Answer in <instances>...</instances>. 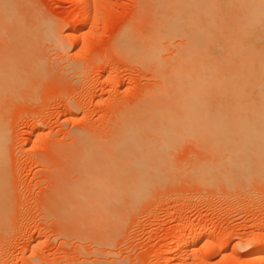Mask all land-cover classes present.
I'll list each match as a JSON object with an SVG mask.
<instances>
[{"label":"rangeland","instance_id":"obj_1","mask_svg":"<svg viewBox=\"0 0 264 264\" xmlns=\"http://www.w3.org/2000/svg\"><path fill=\"white\" fill-rule=\"evenodd\" d=\"M31 1L32 3L29 2L31 3V7L33 5V11L36 10V13L38 11L42 12L43 16L41 15V18L44 20L51 19L55 21L59 25V32L66 39L61 42L64 45H62L63 50L59 49L58 45V47L53 48L54 50H51V48L45 52L42 70L37 74L38 77L30 75V80L34 81V84L31 81L29 83V86H31L27 87L30 89V92L28 89L26 91L25 87L23 91L20 90L22 91L21 93L17 92L20 97L17 94L14 95L18 100L15 97L10 98L9 102L6 100L5 106L8 103V107L5 108L6 110L4 109V117L8 118L6 126H8L10 135L8 134L9 139L5 154L7 155L5 157L7 158V167H5V193L8 196L6 197L10 202L12 213L9 215V217L11 216L10 220L7 219V223H4L8 224L7 228L2 226L6 232L0 234V252L2 251L0 253L2 254L0 255V264H19L23 261L27 264H32L36 261L39 264H81L80 262L82 260L85 261V259L87 260L86 262L82 261L84 264H89L90 262L91 264H100L102 262L100 259H104L105 261V263L101 264H109V262H113L112 260L115 259L118 260L116 263L120 261L119 264H123V261L124 264H159L160 255L163 257L165 252L182 238L183 234L187 237L196 230L202 233V238L196 244L189 246L184 252V255L188 258V263L186 262L185 264H264V255H258L255 259H251V261L250 259L239 261L240 258L247 256L250 251L260 246L262 247V244H264V179L253 178V180L251 179L252 182L247 184L248 182L238 181L241 178L238 175L239 179L233 183V185L235 184L234 187L236 186L233 189H231L233 185L231 188L227 186L228 189L224 185L223 188L221 186L223 183H220L221 187L218 183L216 186L212 184V188L206 185H198V182L194 180L195 176L191 175L194 169L191 166H194L193 163H195L197 167L198 160L205 157L202 155L204 158H200L199 147L194 142L193 136L197 135L198 132H195L197 131V127H194L197 122L192 123L193 121L186 126L184 125L186 129H188L187 126L190 127V130L193 127L195 128V131L188 130L195 133L192 136L188 132L192 137L189 138L192 140L182 138L181 136L185 134L187 137L188 133L184 134V131L179 127L180 132L182 131L179 138L185 141L177 139L175 144L174 139H172L169 144L167 140L170 151H166L167 157L164 156L166 159L162 157L163 162H159L161 161L158 160L160 157L156 159L159 163L165 164L167 162L168 164V168L165 166L170 171H167L166 175H161L164 178L167 177V181L164 179L167 184L165 185L162 179L156 180L159 183L154 184L155 188L153 187L154 185L148 188L147 195L145 194L144 198L139 203H136V205L138 204L137 206L131 207L128 204V200H124V204L121 202L123 208L119 209L120 213L118 214L121 215L122 213L119 219L124 221H120L119 226L122 224L121 227L117 226L116 230L118 231L115 237H112L114 239H111L112 244L111 240L109 241V246L111 245L112 247H107L108 244L105 242L107 244L106 247L105 245H102L103 247L101 245V247L94 245L93 247L97 248L95 250L92 245L87 244V241H83L90 237L86 229L71 224L68 221H62L58 217L53 218L52 216L56 213L53 215H51L52 213L46 214L45 207L46 204L48 205L50 198L53 199L55 197L60 200V198L64 197L65 201L67 200L66 196L68 197L72 191L70 188L75 187V185L73 187L71 185L76 184V178L79 177L78 180H80L81 177V173H79L81 170L78 171L79 168L81 169V166L77 168L76 166L83 165L84 159H86V162L88 160L91 164L87 162L88 168L96 170L95 166L98 167L100 163H102L101 166L103 167V163L106 160H104L105 158L102 161L100 160L104 156V153L102 155L100 151L102 157H100L101 159L97 158V154H100L95 151L98 149L91 148V144L88 143L89 141L92 143L96 141L105 143V139H107V143H110L107 145L112 146L102 147L101 145V149L108 153L106 155H109V152H112L110 155H114L113 152L116 149L113 146V138L117 133L121 134L130 123L136 126V130L138 131L137 127L142 126V123H144L143 118L150 119L148 115H152L150 120L153 121L152 117L156 113L154 109L159 106L152 104L154 107H151V103L153 102L152 89L158 86L156 85L158 81L153 78L151 72L146 69L141 60L126 52H120L115 48V45V47L113 46L117 33L119 34L122 32V29L124 31L129 26L135 25L139 14V0ZM82 1L87 5L89 23L87 22L86 27L83 30L81 29L80 32L75 31L74 34L72 33V35H75V39L74 37H70V40L69 34L72 32V28H75L74 26L78 27L79 9L77 8ZM172 46L168 47L164 55H171V52L174 50ZM26 83L28 82L26 81ZM33 85L37 87L35 91L31 90V88L33 89ZM23 94L24 97L22 96ZM144 100L148 101L147 103L151 105L146 110H153L154 114L147 111L146 115L145 107L148 104ZM172 109H174V112H172ZM172 109L171 113H175V115L181 112H175L176 107ZM181 114L178 116H181ZM170 115L171 120L174 119V116ZM180 118L178 119L175 116V119L178 120L177 122L182 120ZM155 119L154 123L156 125L153 123L154 127L157 124L160 127L159 121L156 123L157 119ZM150 120L149 124H151ZM172 121L171 125H167L169 122L166 121V124L164 121H161L160 124L162 125L163 122L165 127L168 128L170 126L175 129H178L177 125H183V123H180L181 121L179 123L173 122L175 125H172ZM145 122L147 123V120ZM193 124L195 125L192 126ZM128 127L132 129V127ZM184 127H182L183 130ZM129 129L127 128V131ZM175 129L176 133L177 130ZM127 131L126 134L130 132ZM137 131L134 130L136 135ZM142 131L147 133L144 134L142 132L143 137L144 135H148V133L151 137L155 136V134H152L154 132H147L145 129H142ZM178 133L176 135H179ZM119 134H117L118 137L122 136V134ZM77 135L78 137H76ZM149 135L148 137H150ZM138 136L142 137L141 135ZM118 137L116 136L115 139L118 140L120 138ZM93 138H95V141ZM79 139L83 142L80 143ZM83 139L87 141L85 142ZM109 140H113V142ZM157 141L159 140L156 139ZM197 141L200 142V144L198 142L200 147H204V143L205 145L207 144L202 139ZM156 142H154V145ZM83 143L87 145L88 149L80 147L81 145L85 146ZM171 143L173 144L171 145ZM172 146H176L175 149ZM112 147H114L113 151H110ZM81 148L83 154L80 153ZM79 153L82 158L85 155L81 160L78 157ZM115 155H117L116 157L114 156L117 159L119 153ZM198 155L200 156L198 157ZM222 157L224 159V155ZM95 158L97 159L95 160ZM121 158L117 159L116 162ZM74 159H77L78 162ZM113 159L111 156V160ZM164 159L166 160L165 163ZM124 160L128 159L125 158ZM124 160L123 162H127ZM170 160L173 162L171 163ZM63 162L68 167L73 162L72 164L74 165L72 167L75 168V171H72L73 168L69 171L68 167L63 166ZM123 162L117 163L119 167H123L125 164ZM112 163L110 162L111 165L109 166L112 167ZM115 163L113 166H115ZM127 164L126 166L124 165V169L128 166L130 169L129 174L134 176V171H131V163L130 165ZM59 165L62 166L60 167ZM162 169L161 171H163ZM118 170L117 174L119 176L123 174L122 177H127L125 176L127 172L125 174L122 172L121 174L122 168L119 172ZM101 172L103 171H99V173ZM76 173H79V176ZM157 173L159 174V172ZM161 173H164V171ZM154 175L155 177L157 176L156 173ZM131 176L127 177V179L131 178ZM234 177L233 179H236L237 176ZM64 178L65 180H63ZM69 179H75V183H66V180L69 181ZM127 179L125 183L128 182ZM118 182L120 181L118 180ZM62 183H64V187L60 186ZM239 183L240 185L237 186ZM67 184L70 187L69 189H67ZM56 185L61 189L59 190V187ZM246 185L249 186L245 189ZM122 186L124 185H121V188ZM57 187L58 191L56 190ZM63 189L64 193L62 192ZM55 193L58 197L54 196L56 195ZM136 207L137 209H134ZM61 213L65 215L64 211ZM186 222H189V225L183 226ZM218 242L220 247L212 245ZM245 245L246 247H244ZM94 250L95 252L101 251L102 255H105L100 256L98 252L96 256H92L95 254ZM85 252H88V255ZM109 253L112 255H109ZM91 260L95 263H92ZM175 260L176 262L173 261L175 262L174 264L178 263V260ZM173 262L170 264H173ZM110 264H115V262Z\"/></svg>","mask_w":264,"mask_h":264},{"label":"bare ground","instance_id":"obj_2","mask_svg":"<svg viewBox=\"0 0 264 264\" xmlns=\"http://www.w3.org/2000/svg\"><path fill=\"white\" fill-rule=\"evenodd\" d=\"M29 1L32 3L31 0ZM29 1L0 0V234L6 232L4 228L8 224L6 225L4 223H7V219L11 217H9V215L12 213L10 202L7 200L8 196L5 193V167H7V158H5L7 155L5 154L9 139V129L7 128L8 126H6L8 118L4 117L5 108L8 107V103L5 106L6 100L9 102L10 98L15 97V94L20 97L19 93H21L25 87L26 91L27 89L28 91L30 90L27 88L32 81L30 80V75L37 76L42 70L43 60L45 58L43 56L46 55L45 52L51 48V50H54L53 48L58 47V45L59 49L63 50V44H61V42L66 39H64V36L59 32V25L51 19L44 20L41 18L42 12L40 13L38 11V13H36V10L33 11V5L31 7ZM139 1V14L135 25L132 27L129 26V28H126L124 31L120 28L122 32L119 34L117 33L114 40L116 43L113 42V46L115 45L116 47H114L120 52H126L141 60L146 69L151 72L153 78L158 81V84H156L158 86L152 89L153 102L151 105L154 104L161 108H155L154 110L156 113L151 108L149 109L152 111H148L146 109L151 105L147 103L148 101L146 102L144 100L148 104L145 107V113L148 111L156 115H153V121L150 120L152 115H148L152 127L151 124L148 123L149 120L144 117L142 126L145 125L143 128L142 126H138L137 128L139 130L137 131L136 126L130 123L128 126L132 127V129L130 128V130L129 127L126 126L129 129L128 131H130L126 134L127 128L125 127V123L123 126L126 131L124 130V132L122 130V136H119V138L117 135L119 133H117L113 138L115 143H113V146L117 151L114 150V155H110L112 152L106 155L108 153L101 149L103 146H112L107 145L110 144L107 143V139H105V143L97 141L92 143L89 141L88 143L91 144V148L93 147L95 150L98 149L95 152L99 154L102 152V155L104 153L103 157L101 154H97V158L102 157L100 161H102L103 158L106 160L103 163V167L101 166L102 163H100L99 165L97 164L99 168L95 166L96 170L94 168H88V160L86 162V159H84L85 161L83 160V165H75L76 168L81 166V169H78V171L81 170V172H79L81 173L80 180H78V177L75 181L78 186L76 184H70L72 187L75 185V187L70 188L67 184V189L70 188V190H72L69 195L68 192L70 191L68 190V197L66 196L67 200L65 201L64 197H62L64 200L61 198L59 200L54 197V201L50 198L48 205L46 204L45 207L46 214L52 213L51 215H53L56 213L52 216L53 218L58 217V219L62 221H68L71 224L86 229L90 237L83 241H87V244L89 243L92 247L94 245L98 247L100 245H105L106 247L107 244V247L111 246H109V241L114 239L112 237H115L118 231L116 230L117 226H122V224L119 226L121 221L119 217L122 216V213L121 215L118 214L120 213L119 209L121 210L122 207L121 202L123 203L124 200H128V204L132 207L144 198L148 188L159 183L156 182V180L162 179L163 183L165 182L164 179L166 180L167 177L164 178L162 176L166 175L167 171H170L167 169L168 164L165 160V157H167L166 151L169 150L170 140L174 139V143L175 141L177 142V139H179V141L180 139L183 141L185 138V140H190L192 138L191 135L195 133L189 131H195L194 127H197V131L195 132L198 133L192 136L197 145L193 141L192 142L199 147L198 150L201 156L198 155V157H205L204 159H197V167L195 163H193L194 166H191L192 169L194 167L191 175L193 174V176H195L194 180L198 182V185H206L212 188V184L215 186L219 184L220 186V183H223L221 185L223 188L224 185L226 188L227 186L231 188L233 183L239 179L238 175L241 177L238 181L242 180L243 182L245 181V183L248 182L247 184H250L253 178L264 179V0ZM77 9H79L78 27L74 26L75 28H72L69 39L75 36L72 35L75 31L80 32L81 29L83 30L88 22L87 5L82 1ZM32 11L36 14H33ZM75 43H77V41H75ZM169 46L174 47V50L171 52L170 56H166L164 54ZM27 76H29L28 79L30 82ZM26 81L28 83H26ZM33 82L34 81H32V83ZM35 88L37 87L33 85L34 90L32 88L31 90L35 91ZM22 96L24 97V94ZM16 98L17 97H15V99ZM151 107L153 108L154 106L152 105ZM174 107H176L175 112L181 111L178 115L183 113L181 114L182 117L178 116L177 113L176 115L175 113H171V109ZM172 112H174V109H172ZM169 115L172 117L174 116L172 120L175 121H172ZM175 116L178 119L181 117L180 119L183 121L185 120L184 122L179 120L183 125H177L178 129L170 126L168 128L165 127L166 122H169L167 125H171V121L172 123L178 121L175 119ZM154 119L156 123L159 121L160 127H158V124L154 127V125H156ZM145 120H147V127L149 128H145L147 124ZM161 121L166 122L165 124L162 122L161 125ZM190 122H197L195 123L196 125H192H195L193 127L194 129L191 127L192 130L189 129V126H187L188 129L184 127V125L186 126L190 124ZM175 123L172 125H175ZM179 127L184 131V134L189 132L191 135L188 133L189 135L187 134L186 137V134H183L184 136L181 137L184 139L179 138L180 133L182 134ZM182 127H184V130ZM150 128L155 130H149ZM142 129L146 131L149 130L147 132H154L152 134H155V136L151 134L153 136L151 137L148 133L150 137H148V135H144L143 137L142 132L144 133V131H142ZM174 129L179 132V135H176L177 132L175 133ZM134 130L137 131V135L134 133ZM116 136L119 138L118 140L115 139ZM76 137H78V135ZM93 139L95 141V138ZM156 139L159 140L157 141L158 144ZM201 139L206 142L208 146L204 143V147H200V145H198L199 141L197 140ZM79 140L81 141V139ZM86 141L87 140H85V142ZM82 142L83 141L80 143ZM110 142H113V140ZM154 142H156L155 145ZM172 144L173 143H171V145ZM83 145L85 144L83 143ZM95 146L97 147L94 148ZM80 147L88 149L87 145H81ZM114 147H112L110 151H113ZM154 149L156 150L154 151ZM80 153L83 154L82 148ZM80 153L78 157L81 160L82 157H80ZM116 153H119L118 157H122V160L120 159L116 162V160L119 159L118 157L117 159L115 158L117 156L115 155ZM202 155L204 157H202ZM223 155L224 159H222ZM84 156L85 155H83V158ZM111 156L112 159H115L111 160ZM157 157H160V159ZM162 157L165 158V164L159 163L163 162ZM97 158H95V160ZM123 158L128 160H124ZM77 159L74 160L77 161ZM151 159L152 163L150 162ZM156 159L161 161L158 162ZM123 160L129 162V165L131 163V171H134V176L132 175L133 178L131 174H129V167H125L127 170L124 169V165L126 166L127 162H123ZM120 161L123 162V164L125 163L124 165L122 164L123 167H119L118 164ZM92 162L94 164V161ZM110 162H113L112 167L109 166L111 165ZM153 162H158L159 166L158 163L154 164ZM72 163L70 167L66 166L65 163L63 166L68 167L69 171H71V168H73L72 165H74ZM114 163L115 166H113ZM104 165H106V167H104ZM163 167H165L166 170ZM121 168L125 171H122ZM116 169L121 170V174L122 172H124V174L127 172L125 176H131L133 180L131 178L127 179V177H122L123 174L119 176ZM159 169L160 171L162 169L165 174L161 173L163 171L160 172ZM72 171L74 172L75 168H73ZM99 171L103 172L99 173ZM157 172H159V174ZM79 173L76 174L79 176ZM155 173L157 174L156 177L154 175ZM234 176H237L236 179H233ZM121 178L124 182L120 180ZM126 179L129 183H125ZM130 179L131 181H129ZM63 180H65V178ZM67 180L66 183H75V179ZM118 180L120 182H118ZM162 180L160 181L162 182ZM63 184L64 183L60 186L64 187L65 185ZM164 184L166 185L167 183L165 182ZM121 185H124L125 188L124 186L121 188ZM234 185L231 189H233ZM238 185H240V183L237 184V186ZM248 186L246 185L244 188L246 189ZM58 187L56 188L57 191ZM153 187L155 188V185ZM60 189L59 187V190ZM56 190L55 192H57ZM62 192H65L64 189ZM232 192H234V190H232ZM54 196H57V194ZM124 196H126V198H124ZM134 209H137V207ZM62 211H64L65 215L61 213ZM123 221L124 220L121 222ZM188 225L189 222H186L183 226ZM2 226L5 227L2 228ZM201 238L202 233L199 230L190 233L187 237L183 234L182 238H180L173 247H170L163 257L160 255L158 263L170 264L173 261L176 262L175 259H177L178 263L176 264H185L188 258L184 255V252L189 246L196 244ZM212 245L214 247H220L219 242L213 243ZM262 245V247L260 246L261 248L259 247L250 251L247 256L240 258L239 261H245L247 259L251 261V259H255L258 255L263 256L264 244ZM244 247H246V245ZM93 248L95 249L96 247ZM98 252L99 251L95 252L92 256H96ZM87 253L85 252L86 255H88ZM99 255L103 256L105 254L102 255L100 251ZM109 255L112 254L109 253ZM110 259L112 260V258ZM82 261L80 263L84 264ZM86 261L85 259L84 262ZM88 261L90 262V260ZM91 261L92 263L94 262L93 260ZM100 261H102L101 263H105L104 259H100ZM112 261L115 262V264L120 263V261L116 263V261H118L116 259ZM113 262H109V264ZM175 262H173V264ZM19 264L27 263L23 261ZM32 264L39 263L36 261ZM89 264H91V262Z\"/></svg>","mask_w":264,"mask_h":264}]
</instances>
